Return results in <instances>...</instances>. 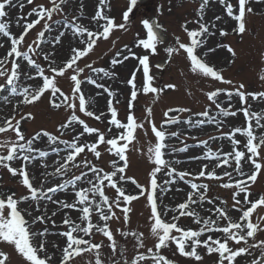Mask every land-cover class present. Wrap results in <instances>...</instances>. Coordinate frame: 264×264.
Returning <instances> with one entry per match:
<instances>
[{
  "label": "snow or ice",
  "instance_id": "snow-or-ice-1",
  "mask_svg": "<svg viewBox=\"0 0 264 264\" xmlns=\"http://www.w3.org/2000/svg\"><path fill=\"white\" fill-rule=\"evenodd\" d=\"M213 2L233 21L231 33L242 39L248 32L247 16L255 14L252 0H235V3L233 0H199L195 17L185 19L181 25L186 39L174 35L163 47L166 55L162 63L152 65L150 57L159 54L158 46L165 44L160 33L167 30L158 19L144 18L141 24L146 38H140L137 33L134 42V47L141 52L138 54L133 47L124 44L111 56L110 70L106 66H94V62L88 63L86 58L99 42L109 41L114 32L129 30L130 16L138 0H128L122 22L110 15L109 0H98L87 26L78 22L80 16H68L69 0H48L47 5L37 4L26 15L15 19V25L21 29L18 34L11 31L12 23L6 19L9 17L7 9L19 6L22 12L23 0H15V3L0 0V38H5L0 41V49L4 50V55L0 56V102L11 104L13 113L0 120V136L4 137L0 139V168L17 178L25 189V194L19 196L15 191L0 192V243L12 247L24 264H51L55 254H49L46 249V237L50 234L47 225L55 226L53 217L64 210H69L64 211L62 218L65 229L56 235L65 238V244L62 249L54 245L60 252L57 264H73L76 258H85V254V264H176L166 254L172 246V255L196 262L203 261L198 250L204 249L207 255H216L215 264H240L238 258L244 257H251L248 264H264V239H257L258 233H264V215L254 220L256 210L264 208V193L251 190L258 177L264 175V109L253 110L251 102L264 103V90H249L243 82L234 83L223 74L224 67L207 59L210 54H216L217 49L230 54L229 65L235 63L237 57L228 43L209 46L213 37L218 35L223 39L230 34L218 23L223 19L221 14L213 13L211 19L207 18ZM255 2L264 3V0ZM27 4H33V0H27ZM31 17L35 18L29 19ZM37 26H41V30L28 42L26 37ZM65 38L68 54L57 59L58 46L63 45ZM111 43L115 48L117 41ZM177 56L185 61L187 72L193 78L211 85L208 90L202 89L209 103L198 112L189 107H168L159 125L153 119L151 107L145 108L143 117H137L134 102L140 93L154 94L155 99H159L167 90L177 89L174 83L161 87L152 74L153 67L163 72ZM130 59L138 63L125 81L130 86V97L125 118L121 119L116 106L120 103L116 99L118 93L106 85L105 80H114L118 75L114 69ZM260 59L264 62V52L260 53ZM137 73L142 74L140 86ZM258 79L264 83V69ZM61 80L69 82L67 91ZM217 82L226 87H215ZM86 84L101 90L97 96L107 95L106 111L96 109L84 91ZM187 95L191 96V91ZM221 96L225 97L227 106ZM44 97L51 109H63L66 117L55 132L40 129L28 136L22 130V122L34 117L31 112L21 114L22 110ZM234 98L240 107H235ZM106 114L104 128L88 123V119L103 123ZM185 114H188L186 118ZM239 115L243 117L239 126L228 122ZM181 124L196 129L215 125L219 133L198 141L195 136L191 137L197 147H202V154L189 159L204 161L195 173L178 169L175 165L183 163L181 159L166 158L189 151L190 146L184 140L180 141L182 147L168 143L171 138H180V132L169 131V127ZM225 128L229 131H223ZM140 132L147 146L144 150L141 145L136 151L151 165L144 184L126 174L128 152L140 144ZM8 133L12 136L6 135ZM225 140L229 144L228 151L221 148L214 151L209 146V141ZM103 153L112 157L108 169L98 163ZM52 156L56 159L50 164ZM37 169L40 170L39 185L35 183ZM73 170H78V174ZM50 181L51 186L45 187ZM213 181L218 187L231 191L230 207L227 200L209 195ZM128 182L135 186V193L128 191ZM181 182L189 188L186 199L174 206L164 204L163 197L173 186H177L176 191H183L178 187ZM58 193H63V197L57 198ZM68 196H72L70 201ZM142 197L150 209L147 217L149 235L153 239L150 247L146 245L145 233L133 229L130 223V205ZM25 202L29 208L20 207ZM45 202L57 205V210L49 214L46 206L41 207ZM204 204L210 207L203 209ZM201 209L207 215H201ZM73 210L78 213L75 219L70 215ZM233 210L239 215H230ZM33 212L38 214L33 215ZM182 217H190L196 227L182 225ZM121 220L123 227L114 231L111 223ZM36 224L42 227L33 230ZM96 234L108 241L110 252L107 255L103 253L104 241L94 240ZM117 235L126 242L124 246ZM37 238L38 243H34ZM128 243L132 246L131 253ZM8 261L9 254L0 250V264H8Z\"/></svg>",
  "mask_w": 264,
  "mask_h": 264
},
{
  "label": "rangeland",
  "instance_id": "rangeland-1",
  "mask_svg": "<svg viewBox=\"0 0 264 264\" xmlns=\"http://www.w3.org/2000/svg\"><path fill=\"white\" fill-rule=\"evenodd\" d=\"M25 7L22 12L19 6L15 8H8L9 17L6 18L12 23L11 31L14 34H18L21 29L15 25V19L24 14L26 15L32 7L37 4H48V0H33V4H27V0H23ZM15 3V0H14ZM111 12L110 15L116 17L117 22H122V12L126 10L128 5V0H109ZM235 3V0H233ZM199 0H147L145 4L138 3L133 13L130 16V24L128 26V31H116L113 33L112 37L109 41L99 42L98 46L95 48L94 52L90 54L88 58H86V62L93 63L94 66H106L110 70L111 65L109 63L111 56L113 53L120 49L124 44H128L130 47H133V50L138 54L141 52V49H136L134 47V42L137 39V33L140 34V38H146V31L143 29L141 24V20L144 18L148 19H158V22L163 25V27L167 30L166 33H163L165 38V44L158 46V55L150 57V61L152 65H155L159 62H163L165 59V53L163 52V47L171 42L174 35L181 36L182 40L186 39V34L183 32L181 25L184 23L185 19H193L195 17V9L198 7ZM82 5V9H81ZM98 5V0H69L68 5L66 6V11L68 16L78 15L81 17V20L78 22H82L84 25H89V18L94 15L95 10ZM162 7V14H160V10ZM251 6L254 9L255 14H249L247 16V27L248 32L244 34L241 39L240 36L231 33V28L233 27V21L223 14L222 7L217 3L213 2L212 11L207 13V18L211 19L213 17V13L221 14L223 19L221 22H218L220 26L225 27L229 31V36L227 38H219L213 37L209 41V46H214L218 42L228 43L230 44L237 53V57L235 59V63L228 64V60L231 58L230 54L224 49H217L216 54H210L207 59L215 64L218 67H224V75L226 78L231 79L234 83L243 82L248 87L249 90H264V83L259 81L258 76L261 74V69H264V62L260 59V53L264 52V3H256L255 0H252ZM171 9L169 11L168 9ZM12 13L13 15H10ZM35 17H31L29 19H34ZM60 18V17H56ZM190 28L194 27V25H189ZM41 30V26H37L34 30H32L29 35L26 37L28 42H31L33 38H35L36 33ZM5 38H0L2 41ZM112 40H116L115 48L112 47ZM68 40L64 39V43L62 46H58L57 56L66 57L68 54ZM7 47V44H6ZM60 49V50H59ZM61 51V53L59 52ZM4 55V50L0 49V56ZM61 57H57L60 59ZM136 60H128L123 65L117 66L114 71L118 74L114 80H105L106 85H109L113 91L118 93L116 99L120 101L118 105L119 116L121 119L125 118L127 112V100L130 97V86H128L125 81L130 78L131 72L134 70L137 65ZM181 72H184V75H181ZM152 74L157 77V83L162 87L165 83H174L177 85V89L167 90L162 93L159 99H155L154 94H143L140 93L138 95L137 101L134 102V111L137 117H143L145 115V108L151 107L153 109V119L159 125L163 119V112L168 107H189L193 110V112L202 111L204 107L209 103L205 96L203 95V90H208L211 85L208 82L200 81L198 78H193L188 72L185 66V61L177 56L175 61L171 63V66L166 67V69L161 72L156 68H152ZM61 85L65 91L68 90L69 82L67 80H61ZM137 84L140 86L142 84V74L137 73ZM215 87H226L225 85L219 84L218 82L215 84ZM86 88L92 89L96 95L98 91L94 88V86L84 85V91L86 92ZM191 91L192 95H187V92ZM89 97V96H88ZM100 106L97 110H105L106 111V102L107 95H100ZM221 101L225 102V106H227V101L225 97L221 96ZM233 103L235 107H240L239 103L234 98ZM253 110L260 111L264 109V103L258 101H252ZM96 104V103H94ZM31 112L33 114L34 119L25 120L22 122V130L28 135L31 136L36 131L40 129H46L50 132H55L56 127L60 122H62L66 113L61 110H53L49 107L47 103V97L42 98L40 102H37L35 105L24 107L21 114H26ZM12 105L4 104L0 102V120L3 118L12 115ZM188 114H185V118ZM19 115H17V119ZM107 114L103 121L97 122L91 119H88V123L91 126H96L100 128H104L107 125ZM230 124L239 126L243 122L242 115H239L235 119H229ZM205 127V128H204ZM211 125H204L203 130L190 128L187 125L181 124L177 126H170L169 131H179L180 138H171L168 143L170 145H174L176 147H182L181 140H184L189 147V151L186 153H176L166 158L168 159H181L183 163L180 165H175L178 169L188 170L193 173L198 172L200 166L204 161H191L189 158L195 155L202 154V149L195 150L192 146L193 142H196L191 139V137L195 136L198 140H203L209 137L210 135H218L216 128L212 129V131L206 133ZM205 130V131H204ZM204 131L206 134L201 133ZM223 131H229L228 128L223 129ZM8 136H12L11 133L6 134ZM149 137H151V132L149 131ZM4 138L0 136V139ZM238 139H243L242 137H237ZM140 144L131 148L128 152L129 159V167L126 170L127 176L134 177L139 183L144 184L147 180L148 172L150 171L151 165L147 161V159L142 156L139 152L136 151L137 147L141 145L144 146V150H146V138L143 135V132H140L139 135ZM222 146H209L214 150L215 148H221L224 151L229 150L228 141H220ZM103 150V146L102 149ZM215 151V150H214ZM89 158L92 157L89 155ZM56 159L55 156H52L49 159V163L51 164L52 160ZM112 157L107 153H103L101 160L98 162L101 166L105 167V169L109 168L110 160ZM51 170V169H49ZM39 169L36 170V180L35 183L39 185ZM78 174V170H73ZM51 186V181L45 185V187ZM129 192L135 193L137 190L135 186L128 182L126 185ZM177 186H173L172 190L163 197V203L169 206H174L183 202L186 199V193L189 191L188 186L184 185L182 182L178 185L179 188L183 189V191H176ZM254 193H264V175H261L257 179V183L252 186L251 189ZM15 191L17 195L25 194V189L18 183V179L11 176L10 173L7 172L6 169L0 168V192H8ZM111 195L112 193L109 192ZM57 197H63V193L55 194ZM210 196H219L221 199L228 201V206H231V191L225 190L223 188L218 187L217 182H211V191L209 193ZM72 199V196H70ZM68 199V198H67ZM70 201V200H69ZM47 207L48 213L50 214L52 211H56L58 206L53 205L51 202H45V205H41V207ZM21 208H29V204L27 202L20 205ZM132 208V212L130 213V223L133 229H138L145 233V242L147 246H152L153 239L149 235V224L147 222V217L150 215V209L146 205L145 199L142 197L137 201H133L130 205ZM210 206L207 204L203 205V209H207ZM201 209V215H207V212ZM69 211V210H64ZM64 211H58L57 215L53 217L56 224L55 226L49 224L47 227L50 229V234L46 237V249L49 254H55L53 256V261L51 264H57V258L60 255V252L57 247L60 249L63 248L65 244V238L56 235V233L63 231L65 226L62 225V218L64 216ZM37 212H33V215H37ZM118 211V215H119ZM70 215L73 219L78 216V213L74 210L70 212ZM172 213L169 212L168 216L171 217ZM230 215L233 217L238 216L234 210L230 212ZM259 215H264V208H259L254 213L255 217ZM180 223L189 227H196L192 224V219L190 217H182L180 219ZM42 226L36 224L33 226V230L40 229ZM112 229L115 231L116 228L123 227L122 220L120 222L113 221L111 223ZM117 239L120 241L121 246H124L126 243L123 241L118 235ZM257 239H264V233H258ZM96 242L104 241L105 247L103 249V253L107 255L110 250L107 248L108 241L106 238L102 237L100 234H96L94 237ZM39 238H37L34 243H38ZM129 253L132 251L131 243H128ZM0 250H3L9 254L8 264H24V260L20 257L12 247L7 246L5 244L0 243ZM174 250V246L167 250V253L170 258L176 261V264H215L216 255L213 254L209 256L206 254V250L199 249L198 251L203 256L202 262H196L192 259H186L180 257L178 254L172 255ZM87 258V254H85V258H76L73 264H85V259ZM240 260V264H248L251 257L238 258Z\"/></svg>",
  "mask_w": 264,
  "mask_h": 264
},
{
  "label": "bare ground",
  "instance_id": "bare-ground-1",
  "mask_svg": "<svg viewBox=\"0 0 264 264\" xmlns=\"http://www.w3.org/2000/svg\"><path fill=\"white\" fill-rule=\"evenodd\" d=\"M10 15H13L10 13ZM160 36L162 37L161 33ZM60 50V49H59ZM61 53V51H59ZM63 55V54H62ZM62 55L57 56V57H62ZM86 92L88 93V96L93 100V103H96L95 106H100V97L95 96L94 92L92 89L86 88ZM98 107H96L97 109ZM210 130V129H209ZM208 130V131H209ZM205 131V130H204ZM201 131L202 133L208 132V131ZM213 145H218L216 142Z\"/></svg>",
  "mask_w": 264,
  "mask_h": 264
}]
</instances>
